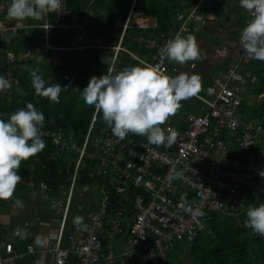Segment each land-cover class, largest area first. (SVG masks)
<instances>
[{"label": "built area", "instance_id": "2783aa9c", "mask_svg": "<svg viewBox=\"0 0 264 264\" xmlns=\"http://www.w3.org/2000/svg\"><path fill=\"white\" fill-rule=\"evenodd\" d=\"M235 1L240 5L239 0ZM63 10L62 0L59 11ZM183 17L178 14V20ZM250 19L247 12L245 26ZM59 23L57 21V25ZM43 29L49 32L51 26L46 23ZM10 30L2 26L0 35ZM240 33L222 36L217 41V48L227 52L233 61L225 73L212 80L210 98L195 95L204 104L201 112L188 114L184 124L179 126L171 120L161 125L165 130L172 128L178 132L171 146L149 145L146 137L131 133L120 140L106 129L93 135L97 109L81 147L74 142L73 135L42 127L41 137L51 139L61 150H78V157L68 180L65 198H50L49 186L45 182L40 185L58 216V235L53 245L43 247L39 258L48 253L54 257V264H65L73 252L80 264H97L105 258L124 261L126 257L133 258L136 264H159L167 261L171 249L178 243L196 238L215 213L231 215L243 221L245 226L248 205L239 193L245 190L264 196V149L258 148L264 135V121L243 120L239 111L242 101L252 97L247 95V90L250 81L255 80L242 71V65L251 59L240 44ZM81 40L83 36H78L74 43ZM46 46L49 50L57 49L50 43ZM121 46L111 49L118 53L124 50ZM130 56L139 60L141 65H159L160 70L169 76L182 73L180 67L170 66L167 59L161 60L159 53L153 62ZM21 60V57L10 55L8 69L1 71L0 76L11 83L13 69ZM134 66L137 65L124 66L123 69ZM190 68L195 70L196 63ZM235 148L243 156L232 155ZM87 159L98 161L90 176L98 175L103 180L96 186L99 209L90 214L87 227L68 235L69 247H64L65 226L74 191L82 180L80 170ZM176 173L181 174L179 178ZM113 191L123 195L132 191V194L126 199L127 204L110 212ZM109 212L113 217L109 218ZM104 234L108 235L106 245L100 239ZM24 235L27 236L28 232ZM117 240L124 241L127 248L119 250L118 254L110 251L109 255H104V249L108 247L110 250L112 243L115 248L118 246ZM5 246L6 243L1 241L0 247ZM26 252L32 255L36 249L28 245ZM17 257L0 252V264H17Z\"/></svg>", "mask_w": 264, "mask_h": 264}, {"label": "trees", "instance_id": "16d2710c", "mask_svg": "<svg viewBox=\"0 0 264 264\" xmlns=\"http://www.w3.org/2000/svg\"><path fill=\"white\" fill-rule=\"evenodd\" d=\"M63 1L64 13L61 14L58 10L55 13H46L41 20L26 19L24 22L31 28V31L19 29L12 37H9L10 31L5 36H0V72L8 69L9 52L22 58L13 69L11 87L0 92V119L7 121L14 111L24 108L26 103L31 102L45 116L43 128L51 131H63L67 136L73 135L74 142L78 147H81L96 111L94 106L87 105L81 98V91L87 87L90 79L100 77L108 72L114 74L123 70L124 66L141 65L139 60L129 55V52L143 61L153 62L159 50L167 40L173 38L174 33L181 26L177 15L179 13L185 15L186 10L195 6L200 0ZM207 3L209 5L212 3L211 7L220 13V7L223 8L225 0H207ZM10 4L11 0H0V20L7 28L12 29L19 21L8 18L7 8ZM131 7H133V12L143 11L146 16L156 18L157 27L154 29L136 28L134 21L130 18V26L126 29L121 41L124 50L119 51L115 58V52L112 51L114 49L111 48L119 44L122 32L121 29H115V24L118 19L128 18ZM58 19L60 23L57 25ZM46 23L51 26L48 42L57 48L48 52L51 57L55 56L59 59L57 64L50 61L47 53H41L43 43L40 39V25ZM113 31H117L116 36L111 34ZM78 36H84V40L78 41L77 44L74 41ZM98 37L103 41L102 46H91L89 42ZM27 46H30L29 50ZM39 57H42L44 62L38 63ZM168 64L173 65L169 60ZM35 68L41 70V74L47 82L46 86L59 83L64 88L70 85L66 92L60 94L59 103L50 102L47 98L35 94L27 70ZM242 71L251 79H255L253 82L250 81L247 90V95H252V97L245 98L239 108L242 119L264 121V62L251 59L249 63L242 65ZM77 88L81 91L76 90ZM17 89H21L24 94ZM188 100L181 101V105L189 102ZM173 123L179 126L184 124V121ZM105 129L112 133L111 127L102 118V112L98 111L93 135L100 134ZM41 138L45 141L46 147L37 155L22 161L18 169V175L22 177V182L18 185L24 188V180L33 177L38 186L44 182L49 186L50 198L61 197L60 193L63 191L66 196L68 194L66 191L68 179L74 170L78 150H61L51 139L44 136ZM261 139L262 143L258 148L264 149V135L261 136ZM232 155L243 156L237 148L232 150ZM97 164L98 161L91 162L89 159L83 163L80 170L82 177V180L79 181L80 185H85L87 186L85 188L88 189L89 187L96 188L103 183L101 176H90L89 174L95 172ZM41 191L49 199L42 189ZM131 194L132 191H128L124 195L116 194L113 191L110 212L127 204L126 199ZM239 196L243 198L248 207L264 203V196L245 190L240 192ZM77 199L76 194L73 203L77 202ZM46 204L44 207L51 205L50 199ZM51 210L53 211V209ZM44 211L45 208L42 209V219L46 216ZM89 224L88 218L87 221L83 220L82 226L87 227ZM28 236L29 234L25 237ZM107 237V234L100 235V239L104 241L105 245ZM30 240L32 241L30 237L19 238L13 242H19L17 249L10 252L13 255H18L17 264H34L36 262L34 255L26 253ZM63 246L66 247L64 243ZM171 251H176L178 264H264V236L254 233L253 230L244 226L243 221H239L231 215L215 213L196 238L191 242L187 240L178 243ZM171 251L167 261H161L159 264H168ZM5 254L9 255V253ZM103 260L101 259L97 264H104ZM120 263L136 264L131 257L124 258V261L117 260L115 264ZM65 264H80V259L72 252Z\"/></svg>", "mask_w": 264, "mask_h": 264}, {"label": "clouds", "instance_id": "9594fccd", "mask_svg": "<svg viewBox=\"0 0 264 264\" xmlns=\"http://www.w3.org/2000/svg\"><path fill=\"white\" fill-rule=\"evenodd\" d=\"M239 3L251 16L240 33V44L250 59L264 62V0H239ZM61 8L62 0H11L7 16L17 21L41 20L46 13H55ZM159 55L161 60L185 64L199 59L200 49L194 35L177 33L174 38L167 40L159 50ZM39 62H44L42 57H39ZM27 70L35 94L59 103L60 94L66 92L70 85L64 88L59 83L46 86L47 82L39 68ZM10 87L9 81L0 76V92ZM76 90L81 91L78 88ZM200 90L201 77L197 74L169 76L160 70L159 65L145 64L142 67H126L114 74L108 72L100 77H92L81 91V98L84 103L102 112L103 120L118 139L124 140L131 133L144 136L149 145L159 147L171 146L178 136L175 129L165 130L161 125L177 113L181 101L195 96ZM17 91L24 94L21 89ZM44 122V114L31 102L14 111L7 121L0 119V200L13 198L16 186L22 182V177L18 175L22 161L37 155L46 147L41 138ZM180 175L176 173V178ZM13 203L16 207H24L20 198H16ZM72 206L73 202L71 210ZM109 214V217H113L112 213ZM246 217L245 226L264 236V203L250 205ZM73 223L79 228L83 220L76 217Z\"/></svg>", "mask_w": 264, "mask_h": 264}, {"label": "crops", "instance_id": "0c3cea01", "mask_svg": "<svg viewBox=\"0 0 264 264\" xmlns=\"http://www.w3.org/2000/svg\"><path fill=\"white\" fill-rule=\"evenodd\" d=\"M211 5L212 3L209 5L207 3V0H200L195 6L186 10L185 15L179 13L183 15L184 17L181 21L178 20V22L181 23V26L176 30V32L174 33V36L177 33H181L183 36H186V34L195 33L194 29L203 31L204 27H207L211 30L213 36L215 37L213 38L214 49L201 48L203 50L200 51L199 59L195 61L186 62L185 64H178L172 61V64L180 67L182 70V73H186L189 76L192 74H197L200 77L207 76L212 82V80L216 78L217 76H219L220 73H225L223 72V70H220L219 67L220 66L229 67L230 66L229 64H231L233 61L227 52L221 51L217 48V41L219 38L218 35L220 36L223 34V36L229 35L231 37L241 32L242 29L245 27V19L247 18V11L241 8L240 5L235 0H225V3L223 4V8L220 7V13H217L211 7ZM227 11H230L229 15H227L226 13ZM140 12H142V14ZM59 13L62 14L64 13V11L63 12L59 11ZM219 17L221 19L223 18L221 20L222 21L220 25L221 27L219 26V20H218ZM130 18H132V20L134 21V24H135L134 26L136 28L154 29L157 27L156 18L146 16L143 11L133 12V7H131L129 14H128V18L118 19L115 24V29L116 30L121 29L122 31L120 34L119 44H121L120 42L123 40L126 29L130 26L129 25ZM57 21H59V19ZM26 25H27L26 22L19 21L16 24V26L10 30V33H8L10 34L9 37H12V35L17 33L19 29H28L27 31H31V28H29ZM2 26H5V25H4V22L0 20V27ZM40 27H41L40 39L42 40V43H43L41 53H44L42 51H45V53H47V55L51 57L50 52H48L49 49L46 46L47 44H49L48 42L49 32H46V30L43 29V24H41ZM111 34L116 36L117 31H113ZM83 40H84V36H83ZM76 43L78 44V42ZM89 43L91 46H102L103 41L100 37H98V38H93ZM119 44L117 46H119ZM27 49L29 50L30 46H27ZM112 51L115 52V58H116L119 52L116 53V50H112ZM129 53L134 55L132 52H129ZM135 57L137 56L135 55ZM58 61L54 64H57ZM192 63H196L197 65V68L195 70H191L190 68ZM184 120L185 118L183 117V118L178 119L177 122L180 123L181 121H184ZM24 184H25L24 188H22L20 185L16 186L17 189L19 187V192L17 194L19 193L25 194V197H21V196L19 197L23 201V204H24L23 208H19L14 205L13 201L16 198H18L15 193L12 199L0 201V207L2 203H5V207L13 208L10 214H7L6 216L3 217V221H2L3 226H0V235H1L0 242L4 241L6 243L5 247H0V252H2L4 255H7L5 253L11 254L10 252L17 249V244H19V242L13 243L14 241H17L19 238L26 239L30 237L32 241L30 240L31 242H28V245H33L36 249V253L32 254L35 256V260H36L34 264H54V257L51 254L46 253L43 255L42 258L41 257L39 258L38 255L40 251L43 249V247L51 246L56 241L58 228H56L54 221H56L58 216H56V214L51 210L50 204L47 205L49 203V199L44 196V194L41 191V186H38L34 182L33 177H30L29 179L24 180ZM78 186H80L82 189L79 191V193H76V194H77V197L80 195L85 200V205L87 207V210L85 212V218L83 220L86 219L87 221L89 218V215L93 212L98 211L99 209V202H100L99 194H98L99 192L94 187L92 188L89 187L87 189L85 188L87 187L85 185L79 184ZM78 199H77V202L79 203L80 199L79 200ZM44 204H46L47 207H44ZM80 207L83 208V206H79L78 208ZM43 208H45L44 215L46 216L42 219L43 217L42 209ZM50 210L52 214H49L51 213ZM32 211H36V213ZM71 217L72 215H69L67 225H66V230L67 229L68 230L64 235L63 243L66 245V247L68 246V240H67L68 235L77 234L83 227L82 225L79 228L75 226L73 221L71 220ZM24 219H25V222H23ZM18 229L20 231H18ZM25 232H28L29 234L28 237H25L24 235ZM117 243H118V246L116 248H115V243H112V248L110 250L108 249V247L105 248L104 249L105 255H109L110 251H112L115 254H118L119 250L123 251L122 249H124L125 243L119 242V240H117ZM116 261L117 259L108 260L105 258L103 260V263L104 264H115Z\"/></svg>", "mask_w": 264, "mask_h": 264}, {"label": "rangeland", "instance_id": "374dc122", "mask_svg": "<svg viewBox=\"0 0 264 264\" xmlns=\"http://www.w3.org/2000/svg\"><path fill=\"white\" fill-rule=\"evenodd\" d=\"M226 13H227V15H229L230 14V11H227ZM223 16H225V15H223ZM222 19L220 17L218 19L219 20V26L222 23V21H221ZM194 30H195V33H193L192 35H194L196 37L197 44H198V47H199L200 51H202L204 48L214 49V40H213V38H215V37L213 36V34H212V32H211V30L209 28L204 27V30L203 31L202 30L199 31V30H196V29H194ZM224 35H226V34H224ZM222 36H223V34L220 35V36L218 35L219 38L222 37ZM219 38H218V40H219ZM201 48H203V49H201ZM42 52L45 53V51H42ZM44 53H42V54H44ZM10 55H12L11 52L9 53V57H10ZM48 58L53 63H56L58 61L57 57H55V56L54 57H48ZM219 68H220V70H223V72H226L227 69H228L227 66L226 67L225 66H222V67L220 66ZM210 89H211V81H210V79L207 76L201 77V90L198 92V95H200V96H202L204 98H210V96H211L210 95ZM188 101L189 102H185L183 105H181V107L177 111V113L174 116H170L168 120H171L173 122H177L178 119L183 118V117L185 118L186 115H188V114H194L195 115V114H199L201 112L202 106L204 104L199 99H197L195 96H193ZM81 189L82 188L80 186H78V188L76 190V193H79V191ZM96 190L98 191V189H96ZM18 192H19V187H18V189L16 188V190H15L14 193L16 194V196L18 198L20 196L21 197H25V194H23V193L17 194ZM35 196H36V194H35ZM60 196L63 197V198H65L64 191L60 193ZM78 197H79L81 203L80 202H79L80 204L78 202H74L73 203V208H72V210L70 212V215H72V217H71V220L72 221H74V219L76 217H81L82 219L85 218V212L87 210V207L85 205V200L80 195ZM79 206H83V208L80 210L78 208ZM12 209H13L12 207H5V203H2L1 204V207H0V226H3V222H2L3 221V217L6 216L7 214H10L11 211H12ZM28 210H30V209H28ZM32 212L36 213V211H32ZM32 212H30V213H32ZM23 222H25V219H24ZM125 248H127L126 243H125L124 249ZM176 256H177L176 251H171L168 264H178L179 260L176 258Z\"/></svg>", "mask_w": 264, "mask_h": 264}, {"label": "water", "instance_id": "95a60500", "mask_svg": "<svg viewBox=\"0 0 264 264\" xmlns=\"http://www.w3.org/2000/svg\"><path fill=\"white\" fill-rule=\"evenodd\" d=\"M142 14V12H140Z\"/></svg>", "mask_w": 264, "mask_h": 264}, {"label": "bare ground", "instance_id": "6f19581e", "mask_svg": "<svg viewBox=\"0 0 264 264\" xmlns=\"http://www.w3.org/2000/svg\"><path fill=\"white\" fill-rule=\"evenodd\" d=\"M121 264V263H120Z\"/></svg>", "mask_w": 264, "mask_h": 264}]
</instances>
